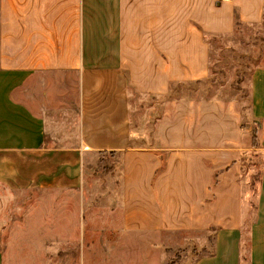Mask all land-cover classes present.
I'll list each match as a JSON object with an SVG mask.
<instances>
[{
	"label": "crops",
	"instance_id": "obj_1",
	"mask_svg": "<svg viewBox=\"0 0 264 264\" xmlns=\"http://www.w3.org/2000/svg\"><path fill=\"white\" fill-rule=\"evenodd\" d=\"M263 20L264 0H0V227L20 191L79 187L87 152L125 150L124 227L215 229L188 264H264V166L253 190L241 146L131 148L129 91L203 79L206 35ZM252 88L264 144L263 67Z\"/></svg>",
	"mask_w": 264,
	"mask_h": 264
},
{
	"label": "rangeland",
	"instance_id": "obj_2",
	"mask_svg": "<svg viewBox=\"0 0 264 264\" xmlns=\"http://www.w3.org/2000/svg\"><path fill=\"white\" fill-rule=\"evenodd\" d=\"M207 42L210 69L203 79L173 85L162 96L129 88L130 147L152 148L166 157L171 148L241 146L243 158L253 162L250 176L242 179L256 190L264 144L252 84L257 69L264 68V20L211 35ZM124 154L87 152L79 187L20 191L0 227L3 264H188L203 249L216 251L215 229L124 227ZM4 215L0 207V218Z\"/></svg>",
	"mask_w": 264,
	"mask_h": 264
},
{
	"label": "trees",
	"instance_id": "obj_3",
	"mask_svg": "<svg viewBox=\"0 0 264 264\" xmlns=\"http://www.w3.org/2000/svg\"><path fill=\"white\" fill-rule=\"evenodd\" d=\"M207 39L210 40V37L211 35H206ZM183 83H186V82H183ZM177 84H180V83H175V84H172L173 85H177ZM172 86L170 87V91L172 90ZM130 87L135 91L137 92L134 87L132 85H130ZM138 93V92H137ZM243 154V152H242ZM253 162H251V159H247V158H243V155L241 156V166H242V175H244L247 171H248V167L250 166V164H252ZM165 165V159L163 158L162 159V165L161 167H163ZM210 250V249H209ZM202 254H204V249L195 257V259L199 258ZM194 259V260H195ZM193 261V260H192Z\"/></svg>",
	"mask_w": 264,
	"mask_h": 264
}]
</instances>
